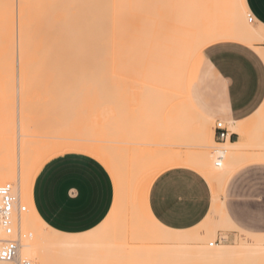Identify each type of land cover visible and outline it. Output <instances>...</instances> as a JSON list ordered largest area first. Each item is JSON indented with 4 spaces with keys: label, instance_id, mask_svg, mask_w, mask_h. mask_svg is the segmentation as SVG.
Listing matches in <instances>:
<instances>
[{
    "label": "bare ground",
    "instance_id": "bare-ground-1",
    "mask_svg": "<svg viewBox=\"0 0 264 264\" xmlns=\"http://www.w3.org/2000/svg\"><path fill=\"white\" fill-rule=\"evenodd\" d=\"M214 1L210 22L199 26L181 18L146 11L139 0L136 4L134 0H0V91L3 83V89L12 88L13 84H8L14 81L16 69L18 80H28L31 72L27 67L31 65L115 63L119 37L117 15L125 2L130 12L193 33L190 47L185 48L187 63L179 80V92L169 86L179 82L173 75L179 49L171 43L153 46L152 50L148 48L152 64L146 74L148 93L143 90L147 97L142 100L144 94L139 91L140 106L136 103L141 108L129 113V128L121 136L122 145L101 144L91 136H61L53 141L45 133V127L33 130L32 121L38 117L29 118L28 112L31 114L34 107L29 106L31 110H27L25 89L23 92L20 89L22 98L16 110L12 102H0L4 105H1L4 113L1 112L5 119L4 123L0 122L4 128L0 135V185H17L19 191L18 203L12 212L13 230L18 238L17 255L10 261L0 260V264L23 261L49 264L48 250L54 248L62 252V256L68 254L72 263L74 259L82 260L80 264H154V259L163 256L169 260L176 258V264H264V235L248 233L232 225L220 196L235 170L248 163L264 161V137L260 134L264 104L251 117L228 123L237 139L218 142L213 137L214 131L205 126L212 120L196 109L186 88L187 68L193 57L216 42L245 44L264 60V46L257 45L260 40L264 43L263 35L246 18L242 1ZM151 39L156 42L149 35L145 48ZM127 47L133 50L134 45ZM10 104L12 109L9 110ZM12 110L16 112V119ZM167 130L172 134L171 140L176 138L175 142L167 143L164 134ZM174 146L181 149H173ZM66 153L94 158L106 168L113 181L114 201L110 212L99 226L85 234L56 232L41 220L33 206L32 187L38 171L50 159ZM216 154H222L223 158H217ZM177 166L197 171L212 192L210 212L199 224L186 230L158 224L147 205L156 177ZM18 204L24 207L23 211L17 210ZM217 209L224 223L211 227L208 221ZM232 228L245 236L232 244L214 242L218 229ZM114 234L118 235L116 242ZM23 236L27 237L26 241ZM3 238L5 233L0 225V240ZM129 240L136 244H129Z\"/></svg>",
    "mask_w": 264,
    "mask_h": 264
},
{
    "label": "crops",
    "instance_id": "crops-1",
    "mask_svg": "<svg viewBox=\"0 0 264 264\" xmlns=\"http://www.w3.org/2000/svg\"><path fill=\"white\" fill-rule=\"evenodd\" d=\"M241 1L247 14L253 17L256 28L264 34V0ZM139 2L146 11L181 18L199 26L210 22L215 9L214 0ZM125 4L121 5L117 15L119 37L115 63L127 68L130 60H142L146 62L148 71L152 64L148 48L152 50L153 46L171 43L179 49L173 74L179 81L187 63L185 48L190 47L193 33L130 12L128 4V7ZM149 35L156 42L151 39L145 48ZM127 43L134 45L133 50L127 47ZM141 54H145L144 57H140ZM202 62L220 83L221 112L227 127L229 122L245 120L262 107L264 60L255 49L235 41L216 42L200 50L188 65V96L200 113L213 120L212 110L205 101ZM176 69L182 70L181 75L176 74ZM122 71L129 74V70ZM235 139L237 134L230 140ZM224 188L223 207L232 225L248 233L264 235V161L239 167ZM32 201L38 216L51 229L65 235L85 234L99 226L110 212L114 201L113 181L106 168L94 158L66 153L50 159L38 171L32 187ZM211 204L212 192L208 182L197 171L184 166L160 173L151 184L147 199L148 210L155 221L173 230L191 229L199 224L210 212ZM237 232L235 228L227 229L226 241L232 244ZM166 263L176 264V258L169 260L163 256L154 259V264Z\"/></svg>",
    "mask_w": 264,
    "mask_h": 264
},
{
    "label": "rangeland",
    "instance_id": "rangeland-1",
    "mask_svg": "<svg viewBox=\"0 0 264 264\" xmlns=\"http://www.w3.org/2000/svg\"><path fill=\"white\" fill-rule=\"evenodd\" d=\"M129 15H132V13H129ZM247 15L246 18L248 17ZM251 23L255 25L253 21ZM262 35L264 38V34ZM261 43L260 40L257 45H261ZM181 64L183 65V63ZM146 67V62L142 60L137 62L130 60L129 67L127 68L119 67L116 63L107 62H82L77 65H31L27 67L31 72L30 77H27L28 80L25 78L27 81L25 79L18 80V70L16 69L14 81H11L12 83L8 84H13L11 86L12 88H9L6 84L8 88L6 87L3 89L4 83L1 85L2 91H0V93L2 92L4 96L1 93L0 96L3 98L1 97L0 102H3V100L5 104L7 101L12 102L13 108L16 110L15 107H17L19 98L21 97L20 89L21 92L25 89V96L22 95L24 97L27 96L24 98L28 106L27 110L30 111V108L34 107L32 110L35 112L33 113L31 111V114L28 112L29 118L32 119V117H38L37 119H34V122L32 121L33 126L31 127L33 130L34 127H45V133L51 136L50 139L53 141H56L57 137L61 136L68 138L72 136H87L89 138L92 137L97 139L101 144L122 145V143H120V141H122L121 136L125 135L126 128H129V113H132V110H135L138 105L140 106L139 103L141 100L137 99L140 96L142 97L141 92L142 94H144V91L148 93L146 90V86L149 84L146 78ZM200 68L203 74V82L206 86L204 93L205 101L208 108L212 110L213 117L212 122L206 123L205 126L206 129L213 132L216 121L220 120L225 122L222 118L221 112L222 99L220 83L215 75L207 69L203 62ZM122 70H129V74H125ZM176 70V74L179 73L181 75L183 69ZM28 81L30 83H27ZM139 81L142 82L140 83ZM20 86H23V88ZM169 86L172 87L175 92H179L180 81L170 83ZM143 96L144 97L141 98L142 100L147 97V94H144ZM11 104L9 110L12 109ZM1 105L4 106L2 103L0 104V122L4 123V108ZM133 107L135 108L133 109ZM139 108L141 107H138V109ZM15 110L12 111L15 112ZM36 111H38V115L36 114ZM14 114L15 115L13 116H15L16 119V112ZM25 114H27V112H25ZM41 120L43 121L41 122L43 125L40 124ZM35 122L37 123L35 124ZM3 123L0 125V135H3L4 132ZM119 128L121 129V132L117 131ZM164 134L166 135L167 143L176 141V138L173 140L170 139L172 134L170 135L169 130ZM260 134L264 137V124L260 129ZM173 149H181V147L174 146ZM211 151H213L212 148ZM13 193L16 198L19 196L17 185H13ZM223 195L224 191L220 192L221 198ZM223 221V217L217 209L210 216L208 223L211 227H215L220 223H224ZM219 236H222L227 240V230L218 229L216 232V238ZM243 236H245V234L238 231L234 238V242L240 240ZM23 237L26 241L27 237ZM113 237L115 242L118 241V235L114 234ZM226 240L221 243L229 244ZM48 252L50 255L49 264H66L65 260H67V257L69 260V262L67 260L68 264H80L82 261L74 259L72 263L68 254L64 253L62 256V252L58 253L59 250L56 248L49 249ZM59 258L62 260L59 261Z\"/></svg>",
    "mask_w": 264,
    "mask_h": 264
},
{
    "label": "built area",
    "instance_id": "built-area-1",
    "mask_svg": "<svg viewBox=\"0 0 264 264\" xmlns=\"http://www.w3.org/2000/svg\"><path fill=\"white\" fill-rule=\"evenodd\" d=\"M249 22L253 21V17L248 15ZM214 139L218 142H224L227 138L231 139L236 136L224 122L218 120L214 125ZM217 158H223L222 154H216ZM17 198L13 193V187L10 183L0 185V225L5 233V238L0 240V260H13L18 251V238L14 234L12 212L15 209ZM24 210V207L18 204L17 210ZM222 236L215 239V243L224 242ZM212 245V244H210ZM20 264H30L28 261H23Z\"/></svg>",
    "mask_w": 264,
    "mask_h": 264
},
{
    "label": "snow or ice",
    "instance_id": "snow-or-ice-1",
    "mask_svg": "<svg viewBox=\"0 0 264 264\" xmlns=\"http://www.w3.org/2000/svg\"><path fill=\"white\" fill-rule=\"evenodd\" d=\"M22 6H23V5H22ZM10 7L15 8L16 6H15V5H11Z\"/></svg>",
    "mask_w": 264,
    "mask_h": 264
}]
</instances>
